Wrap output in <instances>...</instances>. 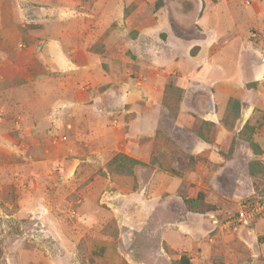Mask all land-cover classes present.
Returning a JSON list of instances; mask_svg holds the SVG:
<instances>
[{"label": "rangeland", "instance_id": "obj_1", "mask_svg": "<svg viewBox=\"0 0 264 264\" xmlns=\"http://www.w3.org/2000/svg\"><path fill=\"white\" fill-rule=\"evenodd\" d=\"M248 121L264 150V0H0V264H264Z\"/></svg>", "mask_w": 264, "mask_h": 264}, {"label": "trees", "instance_id": "obj_2", "mask_svg": "<svg viewBox=\"0 0 264 264\" xmlns=\"http://www.w3.org/2000/svg\"><path fill=\"white\" fill-rule=\"evenodd\" d=\"M7 83L10 86L11 85L15 86L18 83V81L8 80ZM179 89H180L179 91H181L182 93L183 90L181 88ZM227 111H228V115H227L228 118L231 117L234 122L238 121L241 117V101L235 98H230L227 104ZM200 123L202 124V128L201 130L198 131L199 138H201L203 141L207 143H211L210 138L206 133L211 132L212 127H214V124L203 120ZM224 125L231 128V125L228 124V121L226 120L224 121ZM250 125H251L250 121H248L245 124L243 130L240 131L239 137L241 139H244L249 144L250 148L252 149L255 155L261 156L263 155L264 150L261 149L260 145L254 141L252 135L248 133V130L251 129ZM254 131H255V127H254ZM234 146H235V140L233 141L230 152H233ZM143 165L144 163L141 162L140 160L131 158L126 154L121 153L115 155V157L107 164V169L111 174L132 176L134 175L135 169ZM249 173L250 176L254 179L258 178V176L260 175L264 177V164H262L259 161L251 162L249 164ZM184 204L189 212H193L197 214H206L215 210L213 206H210L205 202V195L201 191H198L196 194H194V196L190 198H185ZM177 264H190V259L184 257L179 262H177Z\"/></svg>", "mask_w": 264, "mask_h": 264}, {"label": "built area", "instance_id": "obj_3", "mask_svg": "<svg viewBox=\"0 0 264 264\" xmlns=\"http://www.w3.org/2000/svg\"><path fill=\"white\" fill-rule=\"evenodd\" d=\"M262 212H264V203H258L252 206L243 205L237 212L236 216L231 219V222L248 226L254 222V220L260 216Z\"/></svg>", "mask_w": 264, "mask_h": 264}, {"label": "crops", "instance_id": "obj_4", "mask_svg": "<svg viewBox=\"0 0 264 264\" xmlns=\"http://www.w3.org/2000/svg\"><path fill=\"white\" fill-rule=\"evenodd\" d=\"M166 25L169 26L168 22H167ZM206 33H207V32H206ZM207 34H208V33H207ZM139 39H140V38H139ZM212 39H214V38H212ZM138 42H139V40H138ZM174 47H175V46H174ZM174 47H172V48L169 47L170 49L167 47V49H168V50L173 49V52H174V51H175ZM241 57H242V54H241ZM253 62H254V61H253ZM248 64H249V63H248ZM207 65H210V62H209ZM217 65H218V64H217ZM251 65L253 66L252 62H251ZM212 67H213V66H212ZM217 67L220 69V66H219V65H218ZM211 81H212L213 83H215V80H211ZM138 83L141 84L140 82H138ZM125 99H127V101H129L128 98L125 97ZM202 119H204V117H202ZM155 134H156V132H154L153 134H151L150 137L148 136V138L155 137Z\"/></svg>", "mask_w": 264, "mask_h": 264}]
</instances>
